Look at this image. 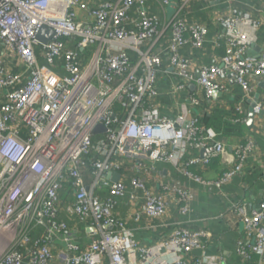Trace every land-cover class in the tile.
<instances>
[{
	"label": "built area",
	"instance_id": "obj_1",
	"mask_svg": "<svg viewBox=\"0 0 264 264\" xmlns=\"http://www.w3.org/2000/svg\"><path fill=\"white\" fill-rule=\"evenodd\" d=\"M194 1L215 0H0V264H137L134 253L147 264L162 250L174 254L167 264L207 262L193 252L209 242L208 230L181 222L157 247H140L116 213L132 188L141 201L136 219L165 217L172 206L188 215L193 191L175 183L160 191L143 179L154 163H174L222 189L256 146L252 138L237 146L234 165L215 181L190 169L208 167L226 150L191 109L228 91L231 81L249 94L264 79V47L249 54L262 39L264 0L256 14L232 3L217 16L214 46L224 52L198 75L181 54L189 43L205 49L209 41V26L182 14ZM43 26L55 32L46 44L38 40ZM168 66L191 106L174 118L161 115L158 103ZM253 111L263 118L264 101ZM244 120L240 104L234 121ZM188 145L205 156L184 159ZM116 172L121 177L113 181ZM235 211L245 233L239 253L246 263L257 255L263 264L264 197L258 205L243 200ZM78 224L90 240L84 248L74 236ZM58 242L61 254L54 252Z\"/></svg>",
	"mask_w": 264,
	"mask_h": 264
},
{
	"label": "crops",
	"instance_id": "obj_2",
	"mask_svg": "<svg viewBox=\"0 0 264 264\" xmlns=\"http://www.w3.org/2000/svg\"><path fill=\"white\" fill-rule=\"evenodd\" d=\"M182 0H175L176 4ZM236 4L241 9L258 13L261 0H215L213 2L190 3L183 9V16L187 21H201L209 26V41L205 49H197L190 43L181 49V54L189 58L194 65L195 74H199V68L203 64H209L223 52L215 48L214 38L219 28L217 16L227 11L230 4ZM175 10V9H174ZM173 9H168L175 12ZM155 11L161 12L155 8ZM261 41L256 45L257 52L264 47V31L261 32ZM164 57L168 65V59ZM158 99L161 115L174 118L185 108L191 109L188 102L187 91H176V77L172 67H167L166 72L159 76ZM190 89L199 94V87L194 85ZM264 101V79H258L253 84V90L247 94L234 81L230 82V89L226 92H218L212 98L202 97L201 104L191 109L193 113H200L202 122L206 127L213 128L226 145L224 153L213 158L206 168L192 166L190 169L202 175L205 179L215 181L222 173L232 167L236 161L235 149L237 146L246 143L248 138L255 140L256 146L248 156L243 170L236 175L231 182L222 189L207 187L190 177L184 175L174 163L155 162L154 170L143 175L152 188L162 190L165 184L175 183L190 189L195 194L191 212L188 215L179 213L175 206H172L168 214L162 218H149L141 216L135 218L139 212L141 201L133 199L135 191L129 188L125 197L119 200L116 213L123 217L128 228L131 230L134 240L140 247L155 248L168 237L173 227L181 222H186L191 227L204 228L211 234V239L202 249L193 252L195 256L209 257L205 264H246L243 256L239 253L238 243L244 237V224L235 211V206L243 200L252 205L258 203L264 197V129L263 118L255 115L253 107L256 102ZM245 109V120L239 123L234 121V112L238 105ZM205 151L188 145L183 158L203 157ZM139 199L142 192L139 191ZM75 224V221H72ZM74 236L84 248L90 240L83 225L78 224L74 230ZM54 245L55 253H63L66 250L64 245L58 242ZM135 258L140 264L137 253ZM174 258L169 250H162L161 253L151 255L147 264H167ZM256 264L260 263L257 258ZM264 264V263H263Z\"/></svg>",
	"mask_w": 264,
	"mask_h": 264
},
{
	"label": "water",
	"instance_id": "obj_3",
	"mask_svg": "<svg viewBox=\"0 0 264 264\" xmlns=\"http://www.w3.org/2000/svg\"><path fill=\"white\" fill-rule=\"evenodd\" d=\"M55 35L54 30L51 27L48 26H43L38 34V40L44 44H46L53 36ZM258 47L255 46V48H252L249 50V54L251 55H255L257 54ZM104 129V127L102 125H99L95 128V132H100ZM109 177L113 180V181H117L119 180V178L121 177V174L119 172H116L114 174L110 173Z\"/></svg>",
	"mask_w": 264,
	"mask_h": 264
},
{
	"label": "trees",
	"instance_id": "obj_4",
	"mask_svg": "<svg viewBox=\"0 0 264 264\" xmlns=\"http://www.w3.org/2000/svg\"><path fill=\"white\" fill-rule=\"evenodd\" d=\"M220 50H222V52H224V49L223 48H221ZM257 258H259L257 255H253V258L251 259V261H249L246 264H256L258 262L257 261Z\"/></svg>",
	"mask_w": 264,
	"mask_h": 264
},
{
	"label": "rangeland",
	"instance_id": "obj_5",
	"mask_svg": "<svg viewBox=\"0 0 264 264\" xmlns=\"http://www.w3.org/2000/svg\"><path fill=\"white\" fill-rule=\"evenodd\" d=\"M170 9H173V8H170ZM173 10H174V9H173ZM170 13H173V11H172V12L170 11Z\"/></svg>",
	"mask_w": 264,
	"mask_h": 264
}]
</instances>
